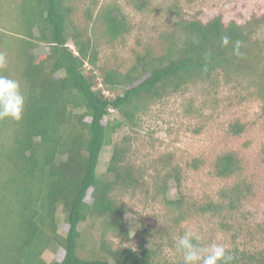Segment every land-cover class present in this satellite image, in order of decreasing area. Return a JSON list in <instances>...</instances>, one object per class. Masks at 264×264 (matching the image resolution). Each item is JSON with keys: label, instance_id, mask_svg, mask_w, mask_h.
I'll return each mask as SVG.
<instances>
[{"label": "trees", "instance_id": "16d2710c", "mask_svg": "<svg viewBox=\"0 0 264 264\" xmlns=\"http://www.w3.org/2000/svg\"><path fill=\"white\" fill-rule=\"evenodd\" d=\"M77 1L18 0L14 5L0 0V10L6 11L0 12V45L5 48L0 53L18 60L15 76L9 61L3 74L20 82L26 98L22 120H0V264H182L178 252L172 258L162 255L164 245L175 246L172 231L195 217H211L222 231H234L242 226L238 217L249 187L235 182L218 200L192 202L173 157L155 161L151 170L139 165L130 134L166 97L194 85L215 86L233 75L251 81L264 116V69L262 56H254L256 49L250 47V24H226L222 15L207 22L186 19L175 5L177 20L172 18L169 30L160 34V51L145 45L124 70L101 64L98 41L115 49L132 32L122 6L105 4L96 14L88 9L83 23L75 16ZM128 2L141 13L154 10L153 0ZM6 21L17 24L16 37L8 41L2 32L9 26ZM225 35L227 47L221 44ZM235 42L240 55L233 52ZM41 44L49 53L36 59L31 51ZM232 127L235 135L244 132V126ZM106 148L110 158L98 173ZM214 169L216 177L232 178L240 162L232 153L223 154ZM171 182L175 199L168 197ZM90 190L92 204L86 202ZM140 193L165 207L163 223L154 230L161 241L151 238L153 230L142 222L147 234L138 243L117 246L111 237L133 240L125 222L130 209L122 199ZM59 210L67 231H60ZM258 231L264 235V224ZM59 249L65 252L61 261L45 259L47 252ZM228 250L232 264H264L263 249L234 244Z\"/></svg>", "mask_w": 264, "mask_h": 264}, {"label": "rangeland", "instance_id": "374dc122", "mask_svg": "<svg viewBox=\"0 0 264 264\" xmlns=\"http://www.w3.org/2000/svg\"><path fill=\"white\" fill-rule=\"evenodd\" d=\"M5 2V0H3ZM18 0H11L14 4ZM152 12H138L128 0H78L75 4L77 21L85 23V11L98 12L105 4L118 3L132 23V32L115 49L98 39L102 47V63L107 66L129 68L137 52H142L145 45H150L159 52L162 46L160 34L169 30V21L177 20L174 6L181 9V16L186 19L198 18L207 22L217 15H222L226 24L235 21L240 25H248L250 47H255L254 56L261 55L259 66L264 69V0H153ZM15 5V4H14ZM7 8V6H5ZM172 9V10H171ZM6 12L5 9L0 10ZM94 12L93 14H96ZM14 16V15H13ZM12 16V17H13ZM11 17V15H10ZM11 17V19H12ZM7 28H2L6 40L16 37V23L6 21ZM4 24V23H0ZM75 51L73 43H68ZM38 51H31L36 59L49 53L45 45H39ZM4 46L0 45V50ZM7 57V56H6ZM11 58V57H10ZM9 69L14 72L18 60L12 56ZM16 59V60H15ZM105 67V66H103ZM11 72V73H12ZM13 76V77H14ZM231 79H221L215 86L199 84L170 95L154 106L143 118L141 128L131 132L133 141V159L139 165H147L172 156L175 165L181 167L183 173L182 189L187 198L196 203H207L218 200L220 192L235 182H244L249 187L243 202L240 217L241 227L232 232L222 231L218 221L211 217H195L184 222L171 235L178 237L186 228L197 230L210 243L215 240L231 249L238 244L242 249L264 250V235L259 233V226L264 224V116L262 101L255 95V88L250 80L233 75ZM244 126V132L235 135L232 126ZM110 149L106 148L101 155L98 173L105 171L110 158ZM227 153L237 156L240 171L232 178L222 179L215 176L216 159ZM197 160L196 166L192 162ZM176 184L170 183L168 197L177 198ZM92 190L86 202L93 203ZM130 212L125 216L126 228L133 237L132 241L121 242L120 238H112L117 246H134L147 234L142 222L148 230H155L163 223L165 207L158 201L147 197L145 193L137 196L126 195L122 199ZM149 214V215H148ZM161 222V223H160ZM89 223V222H88ZM86 223V224H88ZM58 224L60 231H67L69 226L59 210ZM99 226L97 223L96 228ZM152 232L157 242L159 235ZM139 238L136 239V235ZM124 243V244H123ZM175 245V244H173ZM65 252L59 249L56 253L47 252V261L53 258L61 261ZM162 255L175 257V246L164 245Z\"/></svg>", "mask_w": 264, "mask_h": 264}, {"label": "clouds", "instance_id": "9594fccd", "mask_svg": "<svg viewBox=\"0 0 264 264\" xmlns=\"http://www.w3.org/2000/svg\"><path fill=\"white\" fill-rule=\"evenodd\" d=\"M221 44L224 47L229 46L230 38L227 35L223 36ZM233 52L235 55L241 54L239 42L233 45ZM7 64V57L0 53V120L20 121L24 116L26 98L20 82L3 74ZM174 244L176 251L182 257V264H232L233 262V255L226 246L215 240L206 242L202 234L193 228H186L182 235L174 237Z\"/></svg>", "mask_w": 264, "mask_h": 264}]
</instances>
